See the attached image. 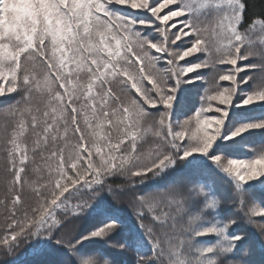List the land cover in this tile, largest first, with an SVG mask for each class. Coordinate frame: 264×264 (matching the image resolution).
<instances>
[{
    "label": "snow or ice",
    "instance_id": "1",
    "mask_svg": "<svg viewBox=\"0 0 264 264\" xmlns=\"http://www.w3.org/2000/svg\"><path fill=\"white\" fill-rule=\"evenodd\" d=\"M0 264H264V0H0Z\"/></svg>",
    "mask_w": 264,
    "mask_h": 264
},
{
    "label": "trees",
    "instance_id": "2",
    "mask_svg": "<svg viewBox=\"0 0 264 264\" xmlns=\"http://www.w3.org/2000/svg\"><path fill=\"white\" fill-rule=\"evenodd\" d=\"M187 99H190V97H186V100ZM223 187V186H222ZM208 239H214V238H211V237H209ZM255 259L257 260V261H259L260 260V255L259 254H257V256L255 257Z\"/></svg>",
    "mask_w": 264,
    "mask_h": 264
}]
</instances>
